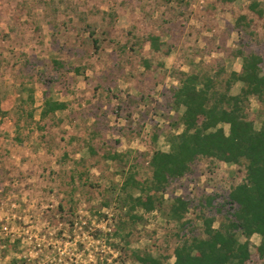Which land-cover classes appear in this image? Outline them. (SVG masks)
Instances as JSON below:
<instances>
[{"label": "rangeland", "instance_id": "374dc122", "mask_svg": "<svg viewBox=\"0 0 264 264\" xmlns=\"http://www.w3.org/2000/svg\"><path fill=\"white\" fill-rule=\"evenodd\" d=\"M257 2L264 12V0ZM249 5L0 0V264H138L134 250L155 256L173 250L183 232L167 221V205L162 212H139L142 220L129 223L128 247L113 238L119 220L128 221L119 202L122 172L137 165L141 178H150L143 155L168 152L167 136L181 131L174 126L179 116L171 91L180 72L214 75L224 67L225 78L241 70L238 49L264 58V15ZM241 16L252 21L251 35L235 29ZM150 35L161 38L164 52L151 50ZM53 60L66 69L57 71ZM47 98L67 109L41 120ZM259 111L252 100L257 129ZM237 171L223 163L211 171L202 162L166 199L185 197L197 205L211 194L227 197L243 178ZM197 215L186 216L193 225L183 236L193 229L201 234ZM260 242L252 238L253 246Z\"/></svg>", "mask_w": 264, "mask_h": 264}, {"label": "trees", "instance_id": "16d2710c", "mask_svg": "<svg viewBox=\"0 0 264 264\" xmlns=\"http://www.w3.org/2000/svg\"><path fill=\"white\" fill-rule=\"evenodd\" d=\"M236 1L217 0L224 5ZM248 1L249 9L263 17L257 0ZM247 20L246 16L239 17L235 29L244 28L245 34L251 35L247 30L252 21ZM88 30L94 37L95 30L90 26ZM145 42L156 53L165 47L156 35L148 36ZM94 43L97 49V41ZM164 54L169 55L170 50ZM234 57L242 58L241 70L232 71L225 78L224 67H219L214 75L179 73L178 85L171 91L173 108L179 116L174 126L181 131L167 136L168 152L154 150L149 156L143 155L151 169L150 178H141L137 165L122 172L124 181L119 202L120 210L127 212L125 220L128 221L119 220L113 238L128 247L129 223L142 220L139 212L144 215L162 212L166 205L170 207L165 214L167 221L176 223L180 233L183 232L182 235L177 233V244L168 255L132 251L131 257L138 264H264V58L257 53L246 54L242 49H238ZM53 62L57 71L66 69L65 63ZM145 66L150 69L151 64L145 61ZM74 71L81 74V69ZM237 83L243 86L239 94L232 95L231 90ZM29 100L34 101L33 91ZM252 100L259 104L257 116L263 119L259 129L251 112ZM66 109V103L47 98L41 120ZM29 116L33 118L32 113ZM225 126L229 127L228 132ZM158 139L159 136L154 137L155 142ZM110 158L122 159L115 155ZM202 162H208L211 171L220 163L236 166L243 178L227 197L211 194L197 205L185 197L166 199L168 189L193 175ZM190 211H198L197 228L201 234L194 235L196 229H193L183 236L187 226L193 225L186 219ZM255 235L261 238L257 246L252 244Z\"/></svg>", "mask_w": 264, "mask_h": 264}]
</instances>
